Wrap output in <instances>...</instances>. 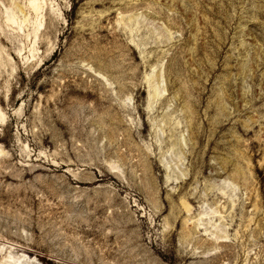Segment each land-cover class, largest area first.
<instances>
[{"label":"rangeland","instance_id":"obj_1","mask_svg":"<svg viewBox=\"0 0 264 264\" xmlns=\"http://www.w3.org/2000/svg\"><path fill=\"white\" fill-rule=\"evenodd\" d=\"M31 1L0 0V260L264 264V0Z\"/></svg>","mask_w":264,"mask_h":264},{"label":"bare ground","instance_id":"obj_2","mask_svg":"<svg viewBox=\"0 0 264 264\" xmlns=\"http://www.w3.org/2000/svg\"><path fill=\"white\" fill-rule=\"evenodd\" d=\"M31 1V0H30ZM37 1V0H35ZM29 3V2H28ZM31 7L34 9V11L36 10V6L34 0H32L30 2ZM29 4V5H30ZM39 7V6H38ZM40 8V7H39ZM31 9V8H30ZM155 92V91H154ZM10 246V245H9ZM2 249V248H1ZM2 251V250H0ZM21 252V251H20ZM0 264H34L33 259L31 256H28L26 254H21L19 255V257L15 258L13 256L7 255L2 257V259L0 260Z\"/></svg>","mask_w":264,"mask_h":264}]
</instances>
